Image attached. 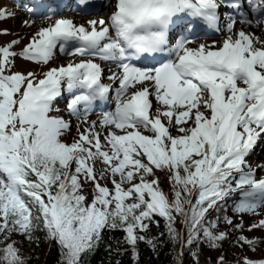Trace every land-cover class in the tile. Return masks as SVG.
I'll return each instance as SVG.
<instances>
[{
    "label": "snow or ice",
    "instance_id": "6c2138e0",
    "mask_svg": "<svg viewBox=\"0 0 264 264\" xmlns=\"http://www.w3.org/2000/svg\"><path fill=\"white\" fill-rule=\"evenodd\" d=\"M66 7L24 5L26 27L48 23L19 50L22 37L0 46V264L31 259L17 234L58 247L57 264H91L102 245L109 264L121 245L139 264L141 242L157 255L171 242L176 264L186 250L199 264L204 245L264 244L244 234L264 229V162L248 159L264 143V0H109L104 17L51 19ZM16 14L0 7V21ZM205 27L222 40L199 42ZM17 59L41 71L15 70ZM215 264H229L226 250Z\"/></svg>",
    "mask_w": 264,
    "mask_h": 264
},
{
    "label": "trees",
    "instance_id": "16d2710c",
    "mask_svg": "<svg viewBox=\"0 0 264 264\" xmlns=\"http://www.w3.org/2000/svg\"><path fill=\"white\" fill-rule=\"evenodd\" d=\"M157 175L161 177L162 187L164 191L168 192L169 184L164 179V173L158 170ZM229 215H232V213L229 212ZM162 224H163V220L161 218V225ZM160 230L162 229H157L155 225H152L151 235L153 236L159 235ZM123 235L124 233H122L119 230H116L114 232H107L105 235V240L111 242L113 246H115V240H111L110 238L115 237L116 239L122 240ZM31 244H32L31 251L26 252L21 249V255L25 257H31V259L28 260V264H57L58 260L60 259V253L58 247H54L50 245L47 240H42L39 246H37L33 242H31ZM121 247L127 248L128 250L121 256L113 255L111 257L113 262L119 259L121 261V264H137V262L132 259L130 246L121 245ZM206 249H210V248L207 245H204L200 249L199 264H215L214 261H210L206 259L204 255ZM34 250L37 252V255L33 253ZM176 251H179V246H175L174 249L173 244L169 242L159 249V254L157 255V253L152 251L150 246H148L144 242H141L139 244V252H140L139 264H176V260H175ZM182 259H183V264H195V260L192 257L191 252L187 250L185 251ZM227 260L229 264H236L237 261V259L230 261L228 258ZM91 264H109V256L103 245L99 248L96 255L92 257Z\"/></svg>",
    "mask_w": 264,
    "mask_h": 264
},
{
    "label": "rangeland",
    "instance_id": "374dc122",
    "mask_svg": "<svg viewBox=\"0 0 264 264\" xmlns=\"http://www.w3.org/2000/svg\"><path fill=\"white\" fill-rule=\"evenodd\" d=\"M3 6L9 7V4L6 2V0H0V7H3ZM20 23L22 25V23H23L22 19H18V23L12 24V25L9 24V20H3V21H0V29H5V27H8V28L10 27V29H12L13 32L9 36L21 35L22 32H20V28H21ZM32 31L33 30H31L27 33L28 38H30L31 34L34 32V31L33 32ZM62 60L64 62L67 60V58H63ZM55 63H57V61H55ZM23 65L24 64H22V66ZM27 69H29V68L28 67H18V66H16V68H15V70L22 71V72H25ZM62 115H64L67 118V113H63ZM75 124H76V121L73 120V129H72V134H71L72 136L76 135ZM66 139H70V137H66ZM262 152H263L262 155H264L263 150H262ZM102 183H103V181H102ZM108 186L110 188L112 187L110 182H109ZM90 190H91V188L89 187L88 191L90 192ZM244 219L247 222V224H251L252 222H254L255 219H258V217H253L251 215H245ZM244 234L246 236H248L249 238H253V237L264 238V230L262 231V230L253 229L252 231H248L247 227H246ZM15 238H22V236L17 234L15 236ZM22 241H23L22 247H21L22 250H24V251L31 250L30 248H32V245L30 244V242L27 241L25 238H22ZM223 252H224V250H222V251L207 250L205 255L208 258L216 260L220 255H223ZM33 253L37 255V252L35 250L33 251ZM227 254L230 256H234V257L247 256V257H250L253 259L264 258V244L258 245L254 251L252 249L248 248L247 246H245L244 248H239V247H234L231 245L230 250L229 251L227 250Z\"/></svg>",
    "mask_w": 264,
    "mask_h": 264
},
{
    "label": "bare ground",
    "instance_id": "6f19581e",
    "mask_svg": "<svg viewBox=\"0 0 264 264\" xmlns=\"http://www.w3.org/2000/svg\"><path fill=\"white\" fill-rule=\"evenodd\" d=\"M109 1H107V3H108ZM104 3H106V0H105V2ZM97 17H104V16H92V17H90V18H84V17H81L80 19H76V21L75 22H77V23H82V22H85L86 20H88V19H93V18H97ZM9 21L11 22V23H17V20H16V18H12V19H9ZM33 27H36V26H33ZM237 27H239V24L237 25ZM253 30V29H252ZM253 31H256V29H254ZM18 246H20V248L22 247V245H18Z\"/></svg>",
    "mask_w": 264,
    "mask_h": 264
}]
</instances>
